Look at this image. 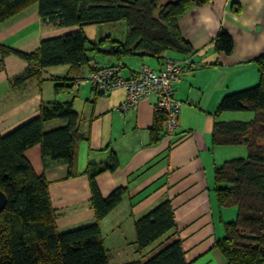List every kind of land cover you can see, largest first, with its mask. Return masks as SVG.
<instances>
[{"label":"crops","instance_id":"1","mask_svg":"<svg viewBox=\"0 0 264 264\" xmlns=\"http://www.w3.org/2000/svg\"><path fill=\"white\" fill-rule=\"evenodd\" d=\"M177 24L191 48L186 54L166 51L161 58L135 54L117 58L88 51V64L75 69L67 65L47 67L19 85L12 80L25 72L27 63L16 55L2 57L0 53V136L37 117L42 103L71 102L77 114L83 138L75 142L71 169L61 162L43 167L39 145L24 152L34 172L43 174L46 180L59 232L94 221L85 170L102 166L111 153L115 154L117 167L95 177L102 197L118 187L125 188L118 206L98 221L108 264L144 262L176 239L180 240L186 264H225L215 242L223 237L224 222L232 220V211L217 205L214 168L232 154L231 147L212 143L211 126L218 119H233L226 112L216 114L224 95L258 81L255 59L264 52V0H208L189 8ZM220 29L232 39L228 55L214 48ZM79 30L94 42L104 37L123 41L125 37V29L116 36L110 30L42 22L36 5H31L0 23V45L29 53L44 39ZM166 57L188 60L173 85V98L181 106L169 139L163 137L162 130L157 140L152 138L153 94L121 113L118 107L125 100L123 89L100 92L89 83L75 86V81L93 68L118 64V74L128 78L141 65L159 70ZM63 123L52 120L45 129ZM164 200H169L173 209V235L137 253L135 220Z\"/></svg>","mask_w":264,"mask_h":264},{"label":"trees","instance_id":"2","mask_svg":"<svg viewBox=\"0 0 264 264\" xmlns=\"http://www.w3.org/2000/svg\"><path fill=\"white\" fill-rule=\"evenodd\" d=\"M208 0H0V23L23 9L36 5L42 22L62 27L123 22L125 37L117 41L104 37L88 40L79 30L44 39L37 49L21 53L0 45L1 56L13 54L27 63L25 72L13 78L21 84L51 66L67 65L72 69L88 64V51H102L110 56L148 55L161 58L166 51L186 54L191 48L180 34L177 20L193 6ZM107 44V45H106ZM106 45V48H100ZM214 48L230 54L232 39L223 29L214 39ZM255 63V85L224 95L216 114L250 111V120H215L211 141L215 145H243L245 158L223 161L214 168V191L219 207L234 206L235 217L224 222V235L215 242L225 264H264V52ZM52 120L61 126L45 129ZM162 116L154 113L152 138L162 130ZM162 135V134H161ZM83 135L71 102L42 103L39 115L0 136V191L6 204L0 212V264H108L98 221L118 206L125 188L114 189L102 197L95 177L117 167L114 153L95 169L86 168L94 212L90 224L59 232L56 211L50 204L43 174L37 175L24 152L39 145L43 167L61 162L71 169L74 145ZM175 230L169 200L158 203L134 222V246L137 253L152 243L168 240ZM124 264H186L179 239L160 248L147 260Z\"/></svg>","mask_w":264,"mask_h":264},{"label":"built area","instance_id":"3","mask_svg":"<svg viewBox=\"0 0 264 264\" xmlns=\"http://www.w3.org/2000/svg\"><path fill=\"white\" fill-rule=\"evenodd\" d=\"M188 64L187 59L166 57L159 70H153L141 65L131 77L123 78L118 73L120 65L93 68L81 79L75 81V86L89 83L100 92L112 88H121L125 92V100L118 107L121 113L129 107H135L138 101L148 95L155 96L154 112L162 116V134L169 139L177 125L180 102L173 98V85L178 80L179 73Z\"/></svg>","mask_w":264,"mask_h":264},{"label":"rangeland","instance_id":"4","mask_svg":"<svg viewBox=\"0 0 264 264\" xmlns=\"http://www.w3.org/2000/svg\"><path fill=\"white\" fill-rule=\"evenodd\" d=\"M90 27H93V29H102V30H110L112 33H114L116 36L120 35L122 31L125 29V24L123 22H112V23H104V24H87L84 25L85 29H89ZM228 117L233 118L234 120H241V121H247L250 120L253 116L252 112L250 111H229L226 112ZM240 118V119H239ZM231 119V120H233ZM230 151L232 155L228 157V159L233 158H245L247 156V149L243 145H230ZM232 207V208H231ZM232 211V219L235 217L236 209L234 206H230Z\"/></svg>","mask_w":264,"mask_h":264},{"label":"water","instance_id":"5","mask_svg":"<svg viewBox=\"0 0 264 264\" xmlns=\"http://www.w3.org/2000/svg\"><path fill=\"white\" fill-rule=\"evenodd\" d=\"M5 204H6V197H5V195L0 191V212L3 210Z\"/></svg>","mask_w":264,"mask_h":264}]
</instances>
